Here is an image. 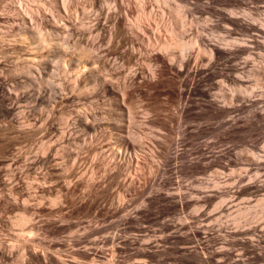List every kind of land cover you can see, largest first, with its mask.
<instances>
[{"label":"rangeland","instance_id":"374dc122","mask_svg":"<svg viewBox=\"0 0 264 264\" xmlns=\"http://www.w3.org/2000/svg\"><path fill=\"white\" fill-rule=\"evenodd\" d=\"M25 7H28L27 9L31 12H35H32V15L29 14L32 17L31 19H33L30 23L38 25L44 20V23L41 22L42 24H39L42 27H37L40 30L42 28L46 32H52L53 26L51 27V24L54 25L56 19L59 20L58 18L65 20H61L60 23L73 20V23H71L78 29L70 26L71 30L74 28L76 31L74 29L72 31L66 30L67 33L64 32V36L68 40L70 39V46L75 43V48L72 46L68 53L62 57L64 62L57 54H55L56 56L54 55L55 57L49 55L46 58L47 60L44 61V65H41L42 71L32 74L26 73L22 65L23 62L21 63L22 60L20 59L24 57L25 49L26 52L29 50L25 45L33 46L32 44L36 41L35 38L38 37L37 32L39 29L36 30L34 29L36 27H33L34 30L32 29L31 33H24L20 13L24 9L26 10ZM38 9H41L45 15H37ZM189 9H192V12H189ZM175 12L176 14H174ZM39 15L41 20H39ZM141 15L143 18L140 17ZM118 16L122 19L121 21L125 26L133 24V26H141L144 23L142 26H145V24L148 26L149 24L154 27L156 23L155 28L160 29L161 33L159 32V34L163 35L164 38V29L171 27V25L175 27L177 21L173 20H178V16H182L181 18H185L186 21L197 26L198 33L207 41L222 44L224 43L222 40L231 35L232 38L239 40V44H244V41L250 40L251 36L256 34L245 33L241 29L225 23L223 17H232L238 21L243 20L256 25L259 24V26L264 28V0H240V2L239 0H199L197 7H184L183 3L178 0H0V249H3L0 251V264H29L31 262V264H34L33 261L29 262L26 260L24 262L25 257H22L24 256V250H21L23 249V243L29 240L30 237L32 238L30 240H33L34 249L40 255L44 252L53 254L57 250L56 246L61 244L63 247L61 248V254H63L64 258L66 257L65 259L89 264V258L86 257L88 256L86 251L87 244L84 240L80 242L81 244L78 243L77 245L76 243V246L72 242L77 237L83 236L89 226H107L110 222L119 219L113 217L114 207L116 208L118 203L117 195L115 194H118V191L124 197L126 205H129H127L128 211H133L134 209H142V206H144L143 199L149 195V192L165 193V189L170 187L166 184L151 186L153 179L158 184L169 176V173L167 174V172L158 169L157 166L160 161L157 155L158 146L156 143L155 145L152 144L156 140H164L166 137L178 139L180 142V145H178L181 149L192 150L198 147L204 149L205 152H213L215 155L225 154L219 160L212 158L214 165L212 163L213 166L211 165L204 172L178 170L173 176L174 182L178 178V183L182 186L183 191L194 192L199 190L208 194L216 189L211 182L217 179L221 181L220 188L234 189L231 191L233 194L230 193L224 197H214L210 200L211 202L201 200L198 203H194V201H190L192 202L191 205L184 208L183 211H169L167 205L161 202L155 204L149 212L144 213L145 211H141L140 213H135L136 215L132 214V220L120 222L118 229H116L119 230V234L122 237L137 238L141 241L139 240L140 243H127L124 247L121 246L123 244L119 243L118 246H120L121 252L116 255L115 262L117 260L118 262L115 264H132L135 261H142L146 264H175V259L178 260H176L178 263L181 262V257L178 254H176V257L173 253L163 255L156 260H147L146 262L140 258V260L136 259L135 255L138 251L137 248H139L137 244L144 245L151 241H160L158 245L160 244L161 247L166 249L179 247L181 243L186 241L190 243L185 245L187 247L199 245L204 250L207 248L209 251L224 248L230 249L231 252L238 255L241 253L242 248L235 243L230 244L234 239L229 237L227 232L253 226H258L260 230H264V195L249 193L251 195L245 194L246 197L243 195L236 202H233L234 198L232 197L235 190H240L248 183H264V171L254 165H250L253 162L264 161V120L258 122L259 124L257 123L250 133H241L235 137H221L214 130L217 127L216 124L221 122V120L236 119L238 124L242 125L248 120L251 111L264 112V81L251 74L249 72L250 67L242 68L246 60L252 61L254 64L262 62L264 59L263 51L250 50V54L235 56L229 62L224 60L216 61L213 67L206 72L207 74L200 78V88L203 90L207 89L206 91L209 92L210 98L215 99L219 106L234 107L235 111L233 113L220 119H214L209 116L194 117L193 114L200 113L209 98L206 99L193 93L191 99L193 105H198V108L195 107V110H192V116L184 118L180 115L184 101L178 97L181 79L177 71L178 63L176 66L165 68L163 73H157L151 77L146 71L148 63L146 59L153 56L160 57L161 53L157 48L138 46L131 36L125 32L116 38H111L114 19ZM135 20H140V23L138 22L139 24L137 25ZM99 28L103 30L100 32ZM45 31L41 32L45 34ZM49 32L46 34H49ZM38 33L39 35L41 34L40 32ZM96 34L100 35V40ZM183 36L184 41L193 38L190 31H187ZM30 37L32 41H29ZM255 38L264 46V38H261L260 35H256ZM93 39L96 45L95 50L90 54L86 50L82 51L86 46V41L92 42ZM35 46L36 43L33 48ZM33 48H30V50L32 51ZM84 49L87 48L85 47ZM198 55L200 65L204 68L210 56L202 53ZM256 55L261 61L254 58L257 57ZM93 56H98L103 62L102 65L104 64L102 66L100 62V67L98 62L92 65L94 69L105 67L101 68L102 70L100 69L101 73L91 81L89 79L85 80V77H79L81 80L75 78L74 72L79 70L80 65H77L78 67L76 66L75 69V66H71L70 60L77 58L86 62ZM92 59L90 58V60ZM81 65L80 68H83V63ZM83 70L85 69H80V72L82 73ZM217 72H222L225 78L222 80L216 79L214 75ZM65 73L69 74L66 76ZM74 79H76V84H72ZM105 82L113 87L115 85L117 87L114 89L116 92L112 94L105 92L103 88ZM72 86L77 89L72 90ZM38 92L41 96V104L39 103V105L32 100ZM228 92H234L237 96L239 95V98L237 97L233 104L223 98V95ZM9 96H14L12 98L14 100L9 99ZM27 96L31 98H25ZM250 97L257 101L253 106L246 101ZM12 104L14 108L17 107L13 111L10 110ZM119 105L129 109L133 117H137L136 121L139 116L137 121L139 124L136 122L137 125L140 126L144 134L147 133L145 134L147 138L150 136L143 150L144 152H139L140 154L138 153L139 155L136 156L138 159L131 155L132 158L129 155H123L121 156L122 159H120V156L116 158L117 160L111 159L109 154L106 153L108 155H105L103 148L101 149L103 144L110 143L105 139L109 138L111 124H120V119L116 116L118 112L117 106ZM114 111L117 112L115 113ZM78 113H81V115L85 113V115L90 117L93 115L92 118L87 117L86 120L89 122L94 121L92 123L94 125L98 124L99 127L97 125L94 132H83L84 134H82V131L73 124ZM127 116L130 117L128 114ZM114 118L117 119L115 120ZM127 120L129 121L127 122ZM147 120L146 124L145 121ZM108 122L109 124L111 122L110 126ZM123 122L125 126L128 123L130 125L133 124L131 123L132 121L130 122V118H125ZM196 126L203 129L201 135L190 137L182 134L184 128L187 127L189 131H193V127ZM106 127L109 128L107 129ZM77 131L80 132L78 133ZM65 136L67 137L65 138ZM101 153L104 155H101ZM104 159L109 160L108 162L105 160L108 164L106 168L99 166L100 160ZM136 159L138 162H136ZM222 163L229 165L228 167L226 166V170L219 168ZM117 164H123L122 166L128 172L124 171V176H117L118 179L114 175L115 173H112L114 172L112 165L115 167ZM109 175H113L112 178ZM241 178L244 180L241 184H238ZM114 179H117L116 183H114ZM109 183L111 184V189H109ZM106 184L108 188L105 187ZM90 185L91 187L89 188ZM173 187L176 188V185ZM65 189H70V191L66 190V192ZM111 190L112 192H110ZM68 193H71L70 196ZM66 195L68 196L66 197ZM256 203L258 204L256 205ZM224 206L230 207V209L222 213L220 210ZM241 207L248 208L243 212V215L238 213V209ZM27 210L31 214L27 213ZM24 217L29 219L25 223L21 222ZM180 218L188 222L191 229L195 230L201 227L202 233L200 236H193L188 232V235L180 236L182 239L167 241L165 237L170 232L167 225L179 223ZM32 226L36 227V231L35 229L31 230L30 227ZM220 226L223 227V231L227 230L225 231L226 233L222 231L224 235L217 231ZM116 229H109L103 235H111ZM25 230L28 232L26 233ZM24 234L30 237L27 236L28 238L26 239ZM256 234L253 237H248L251 239L253 249L256 250L254 251L251 248L252 252L249 251V254L247 253L246 257L244 256L246 259L243 257L245 262H247L246 264H264V257L263 259L256 258L257 254H263L264 256V245H262L264 243L258 240L257 236L260 234ZM21 239L23 241L25 239V241L23 242ZM38 246L40 250L37 249ZM8 247L9 249H7ZM111 248V245L106 246V252L108 251L109 253ZM4 249L5 253L9 254L10 252L12 255L10 257L7 256V258L3 257L5 256ZM21 257L23 259H20ZM100 260H102L100 264L106 263L102 258H98L96 263L98 262L97 264H99ZM36 263L38 262L36 261ZM180 264L187 263L181 262Z\"/></svg>","mask_w":264,"mask_h":264},{"label":"bare ground","instance_id":"6f19581e","mask_svg":"<svg viewBox=\"0 0 264 264\" xmlns=\"http://www.w3.org/2000/svg\"><path fill=\"white\" fill-rule=\"evenodd\" d=\"M180 1L181 3H183L184 7H190V6H194V7H197L198 6V1L199 0H193V1H190V0H178ZM235 1V0H234ZM238 2V1H237ZM236 2V3H237ZM240 2V0H239ZM243 2V1H242ZM63 3V2H62ZM238 4V3H237ZM41 7V6H39ZM26 8V7H25ZM28 8V7H27ZM26 10L24 9L23 11H21L20 15H21V20H22V23H23V28H24V33H31L33 27H36L34 29H39V27H42L41 25L39 26V24L41 22H43L44 20H42L38 25L37 24H32L30 23L33 19H31V12L29 9ZM42 8V7H41ZM170 10V9H169ZM192 9H189V12H192L191 11ZM37 12V11H36ZM35 13V12H33ZM173 13V11H172ZM31 14V15H29ZM38 14H44L43 11H41V9H38V12H37V15ZM151 14V13H150ZM176 14V12L174 13ZM39 15V16H40ZM45 15V14H44ZM60 15V14H59ZM112 15V14H111ZM144 15V14H143ZM154 15V14H153ZM178 15V14H177ZM53 16V15H52ZM58 16V15H57ZM56 16V17H57ZM54 17V16H53ZM55 17V18H56ZM59 17V16H58ZM142 17V15L140 16ZM177 17V16H176ZM180 17V19H179ZM182 16H178V20H173V21H177L175 24V27L174 25H171V27H166L164 29V32H165V38L164 36L162 37L160 34H159V30L156 27V23H155V26H150L148 24V26H142L144 25L141 24L138 25L140 22V20L136 21L135 22L137 23L138 26H133V25H127L125 26V24L123 25L122 23V19L118 17H115L114 19V26H113V30H111V38L114 37H118L120 34L122 33H128L131 38L138 44V46H146V47H151L152 49H158L159 52L161 53V56H153V57H149L147 58V70L149 75L151 77H153L155 74L157 73H163L164 69L165 68H168V67H171V66H176L177 63H178V66H177V71L181 77L180 79V82H179V87H180V90L178 92V97L180 100L184 101L183 103V106L181 107V110H180V115L184 118H189L190 115L192 116V110L196 107L198 108V105H193V101L191 99L193 93H196L197 95L203 97V98H206L208 99L206 102V106L204 105V107L202 108V111L200 113H196V114H193L194 117H202V116H209L211 118H214V119H220V118H223V117H226L228 116L229 114L233 113L235 111V108L234 107H221L218 105L217 101L215 99H212L210 98L211 96H209V92L206 91V90H203L200 88V85H199V81H200V78H202L204 76V74H207L206 72L213 67L214 63L216 61H219V60H224L226 62H229L231 59H233V57L235 56H238V55H242V54H250V50H261V52L263 51L264 53V46L261 45L259 43V41L256 40V35H260L261 38H264V28H262V26H259L256 25V24H253V23H249V22H245L243 20H236L232 17H223V19L225 20L224 22L231 25V26H234L238 29H241L243 32L245 33H253L256 34L255 36H251V39L250 40H246L244 41V44H239L238 43V39H234L232 38L231 35H229L227 38L223 39L222 41L224 43H212L210 41H207L203 38L202 35H200L198 33V27L197 26H194L192 23L186 21L185 18H181ZM41 20V16L39 17ZM46 18V17H45ZM43 18V19H45ZM54 18V19H55ZM143 18V17H142ZM149 18V17H148ZM47 19V18H46ZM51 19V17H50ZM59 20L56 19V21L54 22V25L51 24V27L53 28L52 32L50 33L49 31V34H46L48 32H46L45 30H43L41 28V30L38 32H40L41 34L39 35V33L37 32L38 34V37L35 38L36 41H34V44H32L33 46L35 45L36 43V46L35 48L32 47H29V46H26L25 44V47L26 48H30L33 50L26 52V49H25V55L21 61V63L23 62V66H24V69L26 70V73L27 74H32V73H38L42 68L41 65H44L43 63H45L44 61L47 60L46 58L50 55H55L57 54L58 57L61 58V60L63 59L62 57H64L70 48H75V43H73V45L70 46V39L68 40V38H66L64 36V32L67 33V31L71 30L70 29V26H73L74 24H72L73 20L72 21H66V22H62L60 23L61 20H64L61 18H58ZM147 19V18H146ZM145 19V20H146ZM151 19V18H149ZM143 20V19H142ZM65 21V20H64ZM151 21V20H150ZM154 21V19H153ZM152 21V22H153ZM49 22V21H47ZM72 22V23H71ZM139 22V23H138ZM145 22V21H144ZM149 23V21H147ZM37 23V22H36ZM44 23V22H43ZM133 23V21H132ZM42 24V23H41ZM50 24V23H49ZM154 24V23H152ZM151 24V25H152ZM34 25V26H33ZM39 26V27H37ZM49 26V25H48ZM159 26V25H158ZM157 26V27H158ZM168 26V24H167ZM173 26V27H172ZM44 27V25H43ZM75 27V26H73ZM45 28V27H44ZM77 28V27H75ZM160 28V27H159ZM33 29V30H34ZM51 29V28H50ZM74 29V28H73ZM72 29V30H73ZM78 29V28H77ZM98 29V28H97ZM48 30V29H47ZM67 30V31H66ZM71 30V31H72ZM100 30V28H99ZM103 30V29H102ZM100 30V32L102 31ZM158 30V32H157ZM41 31H45L46 35L41 32ZM74 31H76L74 29ZM105 31V29H104ZM187 31H190L193 35V38L191 40H188V41H184L182 36L183 34H185ZM240 31V30H239ZM98 32V31H97ZM72 33V32H70ZM91 33V32H90ZM161 33V32H160ZM163 33V32H162ZM101 34V33H99ZM25 35V34H24ZM32 35V34H31ZM28 36V34H27ZM30 36V35H29ZM37 36V35H36ZM35 36V37H36ZM89 36V35H88ZM96 36H100V35H97ZM102 36V34H101ZM25 37V36H24ZM32 37V36H31ZM30 37V40L29 41H32ZM70 37V36H69ZM184 37V36H183ZM259 37V36H258ZM28 38V37H27ZM97 38V37H96ZM33 38V40H35ZM101 39V37H99V40ZM25 40H28V39H25ZM92 40V39H91ZM96 41V40H95ZM23 42H26V41H23ZM97 42V41H96ZM95 42V43H96ZM31 43V42H30ZM99 43V42H98ZM31 45V44H30ZM85 45V43H84ZM222 45V46H221ZM95 44H94V39L92 42L90 41H86V48L87 49H82V51L86 50L89 54L92 53L93 50H95ZM98 49V48H97ZM81 51V53H82ZM257 52V51H256ZM74 53V52H73ZM80 53V55H81ZM85 53V52H84ZM209 54L210 57L209 60H208V63L204 66V68L200 65V59L198 58L199 55L198 54ZM254 53V52H253ZM83 54V53H82ZM256 54V53H254ZM79 55V54H78ZM259 55V54H258ZM262 55V54H261ZM56 56V55H55ZM54 56V57H55ZM257 56V55H256ZM78 57V56H77ZM82 57V56H81ZM262 57V56H261ZM79 58V57H78ZM89 58V57H88ZM90 58H93L92 60H90ZM89 58V61H82L83 63V68H80V66H82L81 64V61L80 59H72L70 60V64L71 66H75V69H76V66L80 65L79 66V70H77V72L75 71L74 74H75V78H79V77H85V80L89 79L90 81L91 80H94L96 78V76H98L99 73H101L100 69L101 68H105V67H101V68H98V69H94L92 68V65L93 63H97L99 64V67H100V62H101V59L98 58V56H93V57H90ZM256 59H258V56L257 57H254ZM264 58V57H263ZM255 60V59H254ZM258 60L261 61V59L259 58ZM63 61V60H62ZM61 61V62H62ZM66 61V60H65ZM64 62V61H63ZM81 64H80V63ZM146 62V61H145ZM203 62V61H202ZM258 62V61H257ZM103 62H101V65H102ZM202 64V63H201ZM68 66V65H67ZM66 66V67H67ZM77 66V67H78ZM95 66V65H94ZM104 66V64L102 65ZM97 67V66H96ZM243 67H250L249 68V72H251V74L257 76L260 80H263L264 81V59L262 62H260L259 64L257 63H253L252 61H248L246 60L244 63H243ZM47 68V67H46ZM63 69V67H62ZM68 69V68H67ZM70 69V68H69ZM78 69V68H77ZM80 69H85L82 71V73L80 72ZM44 70V69H43ZM102 70V69H101ZM42 71V70H41ZM67 71V70H66ZM69 71V70H68ZM100 71V72H99ZM104 71V69H103ZM213 71V70H212ZM60 72V71H59ZM80 72V73H79ZM143 72V71H142ZM67 73V72H66ZM65 73V74H66ZM70 73V72H69ZM68 73V74H69ZM81 75H79V74ZM141 73V72H140ZM146 73V72H145ZM42 74V73H41ZM59 74V73H58ZM66 74V76L68 75ZM71 74V73H70ZM73 74V75H74ZM142 75V74H141ZM213 75V74H212ZM211 75V76H212ZM28 76V75H27ZM26 76V77H27ZM63 76V75H62ZM215 78L218 79V80H222L225 78V76L223 75L222 72H217L215 73ZM61 77V76H60ZM72 78V77H71ZM147 78V76H146ZM28 79V78H27ZM26 79V80H27ZM80 79V78H79ZM148 79V78H147ZM81 80V79H80ZM79 80V81H80ZM71 81V80H70ZM78 81V79H77ZM73 83L72 84H76V79H74V81H72ZM89 82V81H88ZM93 82V81H92ZM71 84V83H70ZM75 86V85H74ZM74 86H72L71 88H73ZM77 86V85H76ZM83 87V86H82ZM80 87V88H82ZM121 87V86H120ZM103 88L105 89V92L107 91L108 93H114L116 92L114 89H116L117 87H114L112 85H110L109 83L105 82L103 84ZM102 88V89H103ZM77 89V88H75ZM74 88L72 90H75ZM238 91V90H237ZM56 92V91H55ZM9 94V93H8ZM38 94V95H37ZM36 95H34L35 97H33V102L38 104L41 102V96L39 95L40 93L38 92ZM116 94V93H115ZM29 95V94H28ZM42 95V94H41ZM11 96V95H10ZM9 96V99H12L13 97H10ZM17 96V95H16ZM19 97V96H18ZM24 97V96H23ZM30 96H27L25 98H29ZM45 97V96H44ZM237 97L239 98V95L237 96L234 92H231V93H227V94H224L223 95V98L230 101L231 104H233ZM253 97V96H252ZM20 98V97H19ZM18 98V99H19ZM31 98V97H30ZM43 98V97H42ZM60 98V97H59ZM7 99V98H6ZM17 99V98H16ZM14 100V99H12ZM21 100V99H20ZM20 100H19V103H20ZM30 100V99H29ZM43 100V99H42ZM46 100V99H45ZM27 101V100H25ZM251 106L255 105L257 101H255L254 99H252L251 97L248 98L246 100ZM8 102H12V101H8ZM44 102V101H43ZM48 102V101H47ZM195 102V101H194ZM127 103V102H126ZM24 104V103H23ZM41 104V103H40ZM192 104V105H191ZM10 105V104H9ZM15 105V104H14ZM17 105V104H16ZM19 105V104H18ZM26 105V104H25ZM122 105V104H121ZM117 106L118 108V112L117 111H114L116 113V116H118V118L120 119V124H111V132L109 134V138L108 139H105L106 141L108 140V142L110 143H105L102 145L101 149L103 148L104 150V153L105 155H108L111 157V159H116L117 157L120 156V159L121 156L123 155H131V156H134L135 158L138 159V156L140 153L139 152H142L145 148V145L147 144V140L150 139L148 136H145V134L147 133H143L140 129V126L137 125V121L139 120V116H138V120L136 121L135 119H137V117H133L132 113H130L129 109H126L124 108L123 106ZM37 106V105H36ZM125 106V105H124ZM17 107H13V104H12V107L10 110H14L16 109ZM129 108V107H128ZM9 109V108H8ZM132 109V108H130ZM195 110V109H194ZM238 111V110H236ZM22 112V111H21ZM113 112V113H114ZM132 112V110H131ZM135 112V111H134ZM13 113V112H11ZM136 113V112H135ZM90 114V113H89ZM132 115L130 117H126V115ZM140 114V113H139ZM146 114V113H145ZM251 115L249 116L248 120L242 124V125H239L238 124V121L236 119H231V120H227V121H222L217 123V127L214 129L215 131H217L219 133V135L221 137H225V136H230V137H235L241 133H250L254 127L256 126V124L258 122H261L264 120V112H256V111H251L250 113ZM137 115V113H136ZM135 115V116H136ZM93 116V115H92ZM92 116H88V115H81V113H78L77 114V117L75 118V122L73 124H75L76 128L79 129L80 131H82V134L84 133H91V132H94L97 125L95 126L92 122H89L87 119V117H90L92 118ZM145 116V115H144ZM114 117H115V114H114ZM146 117V116H145ZM94 118V117H93ZM125 118H130V122L133 123L132 125H130L129 123V126L128 124L125 126L124 125V122L125 121ZM179 118V117H178ZM208 118V117H207ZM115 119V118H114ZM117 119V118H116ZM115 119V120H116ZM134 119V120H133ZM196 119V118H195ZM91 120V119H90ZM95 120V118H94ZM141 120V119H140ZM30 121V120H29ZM129 120H127L128 122ZM144 121V120H142ZM140 121V122H142ZM73 122V121H72ZM126 122V123H127ZM137 122V123H136ZM148 120L145 121V123L147 124ZM112 123H115V122H112ZM125 123V124H126ZM136 123V124H135ZM144 123V122H142ZM24 124V123H23ZM109 124V122H108ZM109 124V126H110ZM139 124V123H138ZM259 124V123H258ZM31 125V124H30ZM142 125V124H141ZM187 125V124H186ZM32 126V125H31ZM74 126V127H75ZM104 126V125H103ZM143 126V125H142ZM141 126V127H142ZM27 127V126H26ZM99 127V125H98ZM145 127V125H144ZM32 128V127H31ZM63 128V127H62ZM66 128V126H65ZM105 128V127H104ZM107 128V127H106ZM107 128V129H108ZM180 128V127H179ZM27 129V128H26ZM33 129V128H32ZM76 129V130H77ZM98 129V128H97ZM145 129V128H144ZM193 131H189V128H184L183 131H182V134L183 135H188L190 137H197L199 135H201L203 133V129L200 128L199 126H196V127H193ZM30 130V129H29ZM61 130V129H60ZM143 130V129H142ZM64 131V130H62ZM79 131V132H80ZM110 131V130H108ZM107 131V133H108ZM214 131V132H215ZM78 132V131H77ZM78 132V133H79ZM84 132V133H83ZM152 132V131H151ZM63 134V133H62ZM67 134V133H65ZM106 134V133H105ZM104 134V135H105ZM70 135V134H69ZM98 135V134H97ZM73 136V135H72ZM74 136H76L74 134ZM80 136V135H79ZM108 136V135H106ZM67 136H65L66 138ZM95 137V136H94ZM62 138V136H61ZM60 138V139H61ZM64 138V137H63ZM64 138V140H65ZM69 138V137H68ZM93 138V137H92ZM91 138V139H92ZM97 138V137H96ZM106 138V137H105ZM192 139V138H191ZM69 140V139H68ZM77 140V139H76ZM89 140V139H87ZM93 140V139H92ZM104 140V141H105ZM151 140H153L151 138ZM84 141V140H83ZM150 142V141H149ZM65 143V142H64ZM103 143V141H102ZM152 143V142H151ZM156 145L158 146V151H157V155L158 157L160 158V161H159V165L157 166L159 170H163L165 172H167V174L169 173V176L167 178H165L161 183H158L156 184V181L155 179H153V183L151 184V186H160V185H164L166 184L167 186H170V187H167L165 190V193H158L157 191H153V192H149V195L147 197H145L143 199V202H144V206H142V209H134L133 211H128V206L126 205V203L124 202V197L122 196L121 192L118 191L119 193L118 194H115L117 195V199H118V203L116 205V208L114 207V215L113 217H116L118 220L116 221H112L109 223V225L107 226H98V227H90L87 228V231L85 233H83L84 235L81 236V237H77L76 239H74L72 242L73 245H75L77 243H80L81 241L84 242L87 244V248H86V251H87V255L86 257L89 258V264H97L96 261L97 259L99 258H102L103 261H106L105 264H115L118 262H115V257L117 254H119L121 252V248L120 246H118V244H123L121 246H126L127 243H140L139 240L137 238H127V237H122L120 234H119V230H117L118 228V225H120L119 223L120 222H127V220L129 221L132 220L131 217H132V214H135V213H140L141 211H145L144 213L146 212H149L151 211V209L154 207L155 204L157 203H165L167 205V209L169 211H173V212H176V211H183L184 208H187L191 205V203L194 201V203H198L199 201L201 200H205V201H210L212 198H216V197H224V196H227L231 193L232 190L230 189H225V188H220V184H221V181L220 180H217V179H214L212 180L211 184L214 188H216L215 190L211 191L210 193H206V192H202V191H194V192H186V191H183V188L182 186L179 185L178 183V178H176V182H174V174L178 171V170H182V171H189V170H194V171H199V172H204L206 169H208V167L210 168V166L212 165L213 161H212V158L216 159V160H219L221 159L225 154H222V155H215V153L213 152H205L204 149L202 148H198V147H195L193 148L192 150L189 149H181L179 148V140L178 139H174L172 137H166L164 140H156L154 143H152L153 145ZM179 144V145H178ZM93 146V145H92ZM156 146V147H157ZM44 148V147H43ZM147 148V147H146ZM43 150V149H41ZM99 150V149H98ZM102 150V151H103ZM219 151V150H218ZM101 152V151H100ZM144 152V151H143ZM150 152V151H149ZM220 152V151H219ZM108 153V154H106ZM139 153V154H138ZM226 153V152H225ZM95 154V153H94ZM143 154V153H142ZM96 155V154H95ZM98 155V154H97ZM101 155H104L101 153ZM145 155V154H143ZM100 156V155H99ZM130 156V157H131ZM146 156V155H145ZM97 157V156H96ZM103 157V156H102ZM106 157V156H105ZM126 158V157H125ZM132 158V157H131ZM232 158V157H231ZM261 158V157H260ZM43 159V158H42ZM97 159V158H96ZM101 159V158H100ZM107 159V158H106ZM106 159L104 160H100L101 162L99 163V166L101 165L102 167L106 168V166L108 165ZM119 159V160H120ZM136 159V160H137ZM254 159V158H253ZM37 160V159H36ZM51 160V159H50ZM107 162H106V161ZM117 160V159H116ZM118 160V161H119ZM128 160V159H127ZM141 160V159H139ZM34 161V160H33ZM99 161V160H98ZM122 161V160H121ZM120 161V162H121ZM135 161V160H134ZM229 161V159H228ZM227 161V162H228ZM258 161V160H257ZM44 162V161H43ZM77 162V161H76ZM79 162V161H78ZM115 162V161H113ZM133 162V161H132ZM138 162V160L136 161ZM135 162V163H136ZM231 162V161H230ZM229 162V163H230ZM245 162V161H244ZM116 163V162H115ZM125 163V162H124ZM129 163V162H128ZM232 163H234V161H232ZM114 164V163H113ZM138 164V163H136ZM140 164V163H139ZM250 164V163H249ZM58 165V164H57ZM59 165H60V162H59ZM93 165V164H92ZM123 164H117L115 167L112 165V167L114 168V172H112L110 170V168H108L110 170V172H112L114 175H116V178L118 179V177H120L121 175H123V172L126 171L125 168L122 166ZM135 165V164H134ZM141 165V164H140ZM214 165V163H213ZM212 165V166H213ZM250 165H254L256 167H258V169L260 168L261 171H264V161L262 162H253L251 163ZM219 166V165H218ZM227 165L225 164H220L219 168H221V170H226L225 168ZM60 167V166H59ZM79 167V166H78ZM110 167V165H109ZM111 167V169H112ZM139 167V166H138ZM141 167V166H140ZM57 168V167H56ZM73 168V167H72ZM92 168V167H91ZM99 168V167H98ZM255 168V167H254ZM74 169V168H73ZM72 169V170H73ZM82 169V168H81ZM88 169V168H87ZM257 169V168H256ZM92 170V169H91ZM90 170V171H91ZM98 170V169H97ZM105 170V169H104ZM113 170V169H112ZM107 171V169H106ZM158 171V170H157ZM81 172V171H80ZM94 172V171H93ZM93 172H90V173H93ZM108 172V171H107ZM127 172V171H126ZM190 172V171H189ZM198 172V173H199ZM216 172V171H215ZM96 173V172H95ZM128 173V172H127ZM104 174H105V171H104ZM77 175V174H76ZM93 175H97V174H93ZM92 175V176H93ZM192 175V174H191ZM246 175V174H245ZM83 176V175H82ZM87 176V175H86ZM91 176V175H89ZM111 178L112 176L109 175ZM118 176V177H117ZM124 176V175H123ZM157 176V175H156ZM218 176V175H217ZM238 176V175H237ZM74 177V176H73ZM127 178V177H126ZM215 178V177H214ZM229 178V177H228ZM65 179V178H64ZM67 179V178H66ZM78 179V178H77ZM76 179V180H77ZM82 179V178H81ZM84 179V178H83ZM91 179V178H90ZM117 179H114V183H116ZM120 179V178H119ZM213 179V178H212ZM124 180V179H122ZM227 180V179H226ZM229 180V179H228ZM239 180V179H238ZM244 179L241 178L240 179V183L238 184H241V182L243 181ZM82 181V180H81ZM95 181V179H94ZM109 182V181H108ZM127 182V181H125ZM202 182V181H201ZM210 182V181H209ZM74 183V182H73ZM92 183V181H91ZM90 183V184H91ZM110 183H111V180H110ZM108 184L109 186V189L110 188V185L111 184ZM237 183V182H235ZM230 184V183H229ZM234 184V183H233ZM237 184V185H238ZM89 185V184H88ZM176 185V188H172V186ZM237 185H235L236 187H238ZM72 186V185H71ZM71 186H69L71 188ZM85 186H87V184H85ZM107 186V184L105 185V187ZM116 186V185H115ZM88 187V186H87ZM91 187V185L89 186V188ZM103 187V186H102ZM231 187V186H230ZM242 187V186H241ZM67 188V187H66ZM108 188V187H106ZM150 188V186H149ZM152 188V187H151ZM240 188V186H239ZM88 189V188H87ZM108 189V190H109ZM115 189V188H114ZM113 189V190H114ZM238 189V188H237ZM70 191V189H65V191ZM151 190V189H149ZM66 191V192H67ZM74 191V190H73ZM107 191V189H106ZM112 192V190L110 191ZM117 193V192H116ZM123 193V192H122ZM147 193H148V189H147ZM248 193V194H247ZM249 193H256V194H262V196L264 195V183H248L246 185L243 186V188H241L240 190L238 189L237 191L235 190L234 191V196H232L234 198L233 202H236V200H238L240 197L242 198V196L245 194L246 195H251ZM67 194V193H65ZM69 194V193H68ZM71 194V193H70ZM69 194V196H70ZM233 194V193H231ZM255 194V196H256ZM124 195V194H123ZM68 195H66L67 197ZM230 196V197H231ZM65 197V198H66ZM246 197V196H245ZM249 197V196H248ZM254 197V195H253ZM257 197V196H256ZM115 198V197H114ZM87 199V198H85ZM116 200V199H115ZM192 201V202H190ZM259 201V200H258ZM211 202V201H210ZM263 202V200H262ZM231 203V202H230ZM229 203V205H230ZM258 203H256L257 205ZM260 204V203H259ZM227 205V204H226ZM233 206V205H232ZM234 207V206H233ZM249 207V206H248ZM130 208V207H129ZM133 209V208H132ZM205 209V208H204ZM230 207H227V206H224L221 208L220 212H226L227 210H229ZM248 208L244 207V208H239L238 209V213L239 214H242L243 215V212H245ZM142 212V213H143ZM27 213L28 210H27ZM141 213V214H142ZM31 214V213H29ZM96 215V214H95ZM136 215V214H135ZM30 216V215H29ZM135 217V216H134ZM22 218V217H21ZM114 218V219H116ZM208 219V218H207ZM21 220V219H19ZM27 220H29L27 217H24L22 219L21 222H26ZM31 222V220H30ZM254 223V222H253ZM258 223V222H257ZM21 224V223H20ZM24 225V224H23ZM34 225H36L34 223ZM204 225V224H203ZM220 225V224H219ZM31 226V225H30ZM168 229L170 230L169 234L167 235V237H165V239L167 241H170V240H177L179 238H181L180 236L182 235H188L189 233H191L193 236H200V234L202 233L201 231V227L198 228V229H191L188 222H186L184 219H181L180 218V222L177 223V224H169L167 225ZM194 227V226H193ZM31 230L33 231V229H35L36 227L35 226H32L30 227ZM29 228V230H30ZM38 228V227H37ZM117 228V229H116ZM28 230V228H26ZM109 229H116V231L111 235H103L104 233L108 232ZM258 226H253V227H249V228H246V229H235V230H232V231H229L227 232V235L229 237H232L234 240H232V243L230 244H237V245H240L241 246V253L236 255L234 254L233 252H231V250H227V249H224V248H221L219 250H213V251H209V249L206 248V250H204V248H201L199 245H196V246H192V247H187L185 245H188L190 243L184 241L183 243H181L179 247H174L172 249H166L164 247H161L160 244L158 245V243L160 241H151V242H147L146 244L142 245V244H137V246L139 248L135 257L136 259L138 258V260L142 259L143 261H152V260H156L158 259L159 257L163 256V255H168V254H178L181 258V262L182 263H187V264H246L247 262H245V260L243 259V257L245 255H247V253L249 251H251L253 249V244L251 243V239L248 238L250 236H255L256 233H259L260 235L257 236L258 240H260L262 243H264V230H258ZM27 230L26 233L28 232ZM38 230V229H37ZM24 231V229H23ZM31 231V232H32ZM36 231V229H35ZM218 233L221 232H225L223 231V227H219V229L217 230ZM223 231V232H222ZM189 232V233H188ZM24 233V232H23ZM110 233V232H109ZM226 233V232H225ZM21 235V233H20ZM25 235V234H24ZM23 235V237H24ZM220 235V234H219ZM224 235V233L222 234ZM258 235V234H256ZM28 236V235H27ZM26 237V239L30 236ZM80 236V235H79ZM145 236V235H144ZM143 236V238H144ZM226 236V235H225ZM22 237V236H21ZM142 237V236H141ZM140 237V238H141ZM184 237V236H183ZM187 237V236H186ZM191 237V235H190ZM222 237V236H221ZM19 238V237H18ZM74 238V237H73ZM231 238V239H232ZM255 238V237H254ZM30 239H32L30 237ZM27 240L23 241V239H21V241H23V249H21L23 252H24V256L22 257H25V260L24 262H26V260H28L29 262L30 261H33L34 264L36 263V261L40 264H83L82 262H78L76 260H69V259H65L64 256H62L63 254H61V248H63L60 245L56 246L57 250L51 254V253H47V252H44L42 249V251L44 253H42L40 255V253H38L35 249H34V244H33V240ZM35 239V238H34ZM182 239V238H181ZM180 239V240H181ZM189 239V238H188ZM192 239V238H191ZM199 239V238H198ZM215 239V238H214ZM163 240V239H162ZM165 240V241H166ZM183 240H186V239H183ZM223 240V239H222ZM227 240V239H226ZM20 241V240H19ZM72 241V240H71ZM141 241V240H140ZM147 241V240H146ZM201 241V240H200ZM230 241V240H229ZM257 241V240H256ZM163 242V241H162ZM161 242V243H162ZM198 242V241H197ZM130 243V244H131ZM180 243V241H179ZM177 243V244H179ZM223 243V242H222ZM81 244V243H80ZM84 244V243H83ZM82 244V245H83ZM175 244V243H174ZM227 244V243H226ZM228 243V245H230ZM259 244V243H258ZM63 245V244H62ZM110 246L111 245V250H110V254L108 253V251L106 252L105 250V247L106 246ZM133 245V244H132ZM222 245V244H221ZM224 245V244H223ZM236 245V246H237ZM261 245V244H259ZM264 245V244H262ZM21 246V245H20ZM36 246V245H35ZM76 246V245H75ZM168 246V245H167ZM178 246V245H177ZM225 246V245H224ZM239 246V247H240ZM256 246V245H255ZM54 247V246H53ZM52 247V248H53ZM226 247V246H225ZM36 248V247H35ZM252 248V249H251ZM257 248V247H256ZM9 249V247L7 248ZM12 249V248H11ZM10 249V250H11ZM39 246H38V248ZM45 249V248H44ZM54 249V248H53ZM84 249V247H83ZM136 249V248H135ZM251 249V250H250ZM3 250V249H2ZM0 249V251H2ZM38 250V251H39ZM63 250V249H62ZM208 250V251H207ZM254 251L256 249H253ZM257 250H261V249H257ZM46 251V250H45ZM85 252V250H83ZM234 251V250H233ZM22 252V253H23ZM41 252V251H40ZM252 252V251H251ZM264 252V250H263ZM2 253V252H1ZM4 253H5V249H4ZM7 253V252H6ZM5 253V256L3 257H6L7 256H11L12 253L9 252V254L7 255ZM86 253V252H85ZM109 255H108V254ZM253 253H256V252H253ZM249 254V253H248ZM4 255V254H3ZM21 255V254H20ZM23 255V254H22ZM255 255V254H254ZM174 256V255H173ZM20 257V256H19ZM20 258V259H23V258ZM108 257H110L108 259ZM134 257V258H135ZM177 257V256H176ZM175 257V258H176ZM246 257V256H245ZM244 257V258H245ZM263 254H257L256 255V258L257 259H263ZM140 258V259H139ZM246 259V258H245ZM9 260V258H8ZM177 259H175V262L178 263L176 261ZM249 260V259H248ZM27 261V262H28ZM102 260L99 261V264L101 263ZM86 262V261H85ZM180 262V263H181ZM32 263V262H31ZM29 263V264H31ZM36 263V264H38ZM175 263V264H176ZM178 263V264H180ZM132 264H146L144 262H137L135 261L134 263Z\"/></svg>","mask_w":264,"mask_h":264}]
</instances>
